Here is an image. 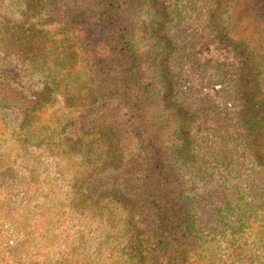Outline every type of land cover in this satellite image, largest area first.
I'll return each instance as SVG.
<instances>
[{
    "label": "rangeland",
    "instance_id": "obj_1",
    "mask_svg": "<svg viewBox=\"0 0 264 264\" xmlns=\"http://www.w3.org/2000/svg\"><path fill=\"white\" fill-rule=\"evenodd\" d=\"M57 1L0 0V264H135V230L146 232L143 264H264V0H164L166 64L183 95L175 100L193 113L171 121V135L182 143L186 129L196 145L181 176L157 184L207 194L214 207L210 224L196 225L198 248L166 251L152 244L151 176L129 179L151 166L137 160L138 134L116 131L103 114L91 119L99 95L88 60L107 44L79 39L63 22L78 11L73 0ZM154 13L134 26L137 51L157 36ZM84 20L89 30L93 18ZM88 185L99 196L91 203Z\"/></svg>",
    "mask_w": 264,
    "mask_h": 264
},
{
    "label": "trees",
    "instance_id": "obj_2",
    "mask_svg": "<svg viewBox=\"0 0 264 264\" xmlns=\"http://www.w3.org/2000/svg\"><path fill=\"white\" fill-rule=\"evenodd\" d=\"M49 1L53 2V0ZM63 2L64 0H60L55 3ZM73 2L74 8L78 11L71 14V17L66 15L63 22H66L69 27L71 24L79 27L83 34L77 37L87 44H90L89 37L92 42L107 44V49L103 53L95 54V60H88L90 68L92 67L94 86L98 91L96 94L99 95L92 103L95 111L91 119L104 118L103 114L116 131L129 137L138 134V140H141L144 145V151L140 153L144 154L140 159L139 153L137 160L144 167L151 164L148 167L149 171L144 170L146 172L144 175H136L135 172L129 179L133 177L135 180H141L142 176L143 178L151 176L153 184H146L143 192L146 193L145 197L148 198L146 202L151 209L152 244L165 251L172 248V245L176 246L177 242H187L198 248L200 237L196 238L195 231L199 224L209 222L210 217L207 215L214 210L209 203V196L188 193L189 198V195L185 197L186 193L181 190L174 189L176 190L174 191L169 185L158 186L157 184L173 182L177 176H181L185 169L180 168V165L191 159L190 148L196 145V143L192 144L193 138L188 135L186 129L182 136V143L181 141L178 143V139L171 135L175 131L171 121L189 120L193 113L185 106L182 99L175 100L177 97L175 91L179 92L180 98L182 89L174 83L175 76L166 64L170 46L166 43V31L163 27L166 9L164 0H73ZM51 10L54 12L53 19L61 22L57 9ZM153 10L156 14H152V18H156V23L151 32L157 36L147 37L142 49L137 51L133 44L136 31L134 26L142 24L146 18H151ZM84 18H93L92 24L88 26L89 30L85 29ZM60 29H65L64 25H60ZM76 44L78 45V42L76 43L73 38L70 41V45H73L72 50L78 48ZM65 56L59 55V62L63 61ZM79 76L80 73L77 74V79ZM108 82L112 85L111 95L106 93V89H102V84L105 83L107 88ZM90 93L93 94L91 90L88 91V95ZM112 100L115 102L114 106L119 105V109L109 104ZM121 107L124 108L123 112H120ZM120 115H123L122 121L118 118ZM163 133L164 136H162ZM121 146L122 143L118 144L116 141L113 144V150L122 153L124 147ZM129 160L125 158L123 162ZM258 165L259 170H263L262 164ZM161 166L166 168L160 169ZM81 191L83 202L91 203L99 197H92L93 193L89 190V185L86 190ZM194 197L197 203L191 207ZM127 220L129 222L130 218ZM197 224L198 227H196ZM143 233L146 232L135 230L132 234L129 233V242L134 244L133 249H135H132L131 253L135 264H143L145 258L141 248ZM176 234L180 238L174 242L171 236L174 235L172 238L175 240ZM128 246L131 247L129 244ZM184 250L187 251V249ZM171 256L170 254L167 257V261H171ZM193 257L198 261L199 254L194 253Z\"/></svg>",
    "mask_w": 264,
    "mask_h": 264
}]
</instances>
